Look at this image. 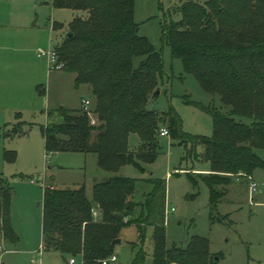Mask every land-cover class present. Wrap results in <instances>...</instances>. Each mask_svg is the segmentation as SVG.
Returning <instances> with one entry per match:
<instances>
[{"label":"trees","instance_id":"trees-1","mask_svg":"<svg viewBox=\"0 0 264 264\" xmlns=\"http://www.w3.org/2000/svg\"><path fill=\"white\" fill-rule=\"evenodd\" d=\"M37 1L83 13L70 24L71 36L55 49L62 70L76 75L77 88L89 86L95 99L90 110L59 111L58 122L45 128L47 152L96 154L100 169L108 174L94 183L91 198L85 185L45 189L44 251L69 261L82 256L83 264H103L114 255L113 242L126 227L137 226L144 243L152 226V264H217L206 239L167 247L164 180H146L153 190L144 202H136L139 182L119 174L126 165L145 171L143 165L156 161L159 125L165 118L150 108L164 76L163 58L139 34L135 0ZM178 10L182 19L166 26L164 40L185 72L213 99L219 98L222 107L195 104L211 116L212 137L188 138L173 109L166 116V129L172 139L202 148L196 158L211 163V173L203 180L213 191L231 176H251L264 168L258 155L264 150V0H182ZM133 133L141 139L137 151L129 145ZM13 193L0 177V244L19 241L12 226ZM146 258L141 249L131 264H145Z\"/></svg>","mask_w":264,"mask_h":264},{"label":"rangeland","instance_id":"rangeland-1","mask_svg":"<svg viewBox=\"0 0 264 264\" xmlns=\"http://www.w3.org/2000/svg\"><path fill=\"white\" fill-rule=\"evenodd\" d=\"M181 3L135 0L139 34L164 62L160 93L150 108L165 116L161 129L167 128L166 116L173 109L188 138L212 137L211 116L195 104L220 110L221 100L213 99L195 76L185 72L164 40L166 26L182 19ZM82 15L37 0H0V177L14 192L11 217L19 237L16 244L1 241V264H70L61 254L43 249L44 191L85 185L91 198L94 183L108 176L100 169L96 154L46 149L45 128L58 122L62 108H84L83 101L92 99V91L87 85L77 88L75 74L51 66L38 51L60 46L74 18ZM158 141V157L143 165L145 171L126 165L119 174L139 182L136 202H144L153 190L146 180L166 182L167 247H186L199 237L208 241L209 251L219 258L217 264H264V168H257L251 176H231L226 185H216L211 191L203 177L211 173L212 165L196 158L202 148L195 150L192 143L182 144L171 136L158 135ZM129 145L132 151L139 149L138 134L130 135ZM258 155L264 161V150ZM153 233L149 226L141 243L137 226L126 227L122 243L115 247L116 264H131L141 249L147 254L145 264H152ZM74 261L83 264V257Z\"/></svg>","mask_w":264,"mask_h":264},{"label":"built area","instance_id":"built-area-1","mask_svg":"<svg viewBox=\"0 0 264 264\" xmlns=\"http://www.w3.org/2000/svg\"><path fill=\"white\" fill-rule=\"evenodd\" d=\"M38 56L39 57H46L49 64L51 66L54 65L56 69H59V70L63 69V64L60 62L59 55H58L56 49H49L48 51L41 49L38 51ZM83 104H84V108L87 110H89V108L92 106V104L89 100H84ZM160 135L162 137L169 136L168 129L162 128L160 130ZM253 186L255 187L254 184H253ZM117 261H118L117 257L115 255H113V256H111L110 259L104 261L103 264H116ZM74 262H75L74 259L70 260V264H74ZM0 264H1V260H0Z\"/></svg>","mask_w":264,"mask_h":264},{"label":"water","instance_id":"water-1","mask_svg":"<svg viewBox=\"0 0 264 264\" xmlns=\"http://www.w3.org/2000/svg\"><path fill=\"white\" fill-rule=\"evenodd\" d=\"M69 36H71V34H68V36L67 37H69ZM160 92H157L155 95H158ZM52 138H55V136H52ZM122 243V240L121 239H117V240H115L114 242H113V245L114 246H116V245H119V244H121ZM219 260V258H216V261H218Z\"/></svg>","mask_w":264,"mask_h":264},{"label":"crops","instance_id":"crops-1","mask_svg":"<svg viewBox=\"0 0 264 264\" xmlns=\"http://www.w3.org/2000/svg\"><path fill=\"white\" fill-rule=\"evenodd\" d=\"M62 71V70H61ZM92 91V90H91ZM91 104L93 105L94 102H95V99H94V96L92 95V99L90 100ZM43 249H44V246H43Z\"/></svg>","mask_w":264,"mask_h":264}]
</instances>
